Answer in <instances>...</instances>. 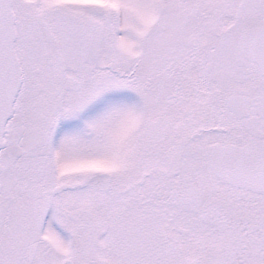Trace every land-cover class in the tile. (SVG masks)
Masks as SVG:
<instances>
[{"label":"snow or ice","instance_id":"obj_1","mask_svg":"<svg viewBox=\"0 0 264 264\" xmlns=\"http://www.w3.org/2000/svg\"><path fill=\"white\" fill-rule=\"evenodd\" d=\"M0 264H264V0H0Z\"/></svg>","mask_w":264,"mask_h":264}]
</instances>
